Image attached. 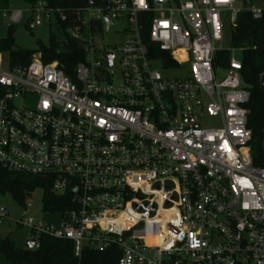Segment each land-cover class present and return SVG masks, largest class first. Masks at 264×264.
<instances>
[{
	"label": "built area",
	"instance_id": "1",
	"mask_svg": "<svg viewBox=\"0 0 264 264\" xmlns=\"http://www.w3.org/2000/svg\"><path fill=\"white\" fill-rule=\"evenodd\" d=\"M243 4L87 0L72 31L85 54L75 80L40 53L13 69L0 53V171L48 179L74 203L52 214L58 226L35 219L30 201L20 216L0 204V225L29 229L35 249L42 235L70 240L77 258L117 247V264H264V166L253 159L243 50L225 35L242 11L262 19L264 2ZM30 12L31 31L54 14L43 1ZM24 15L2 10L0 21ZM118 22L117 56L95 37Z\"/></svg>",
	"mask_w": 264,
	"mask_h": 264
},
{
	"label": "trees",
	"instance_id": "2",
	"mask_svg": "<svg viewBox=\"0 0 264 264\" xmlns=\"http://www.w3.org/2000/svg\"><path fill=\"white\" fill-rule=\"evenodd\" d=\"M33 3L43 1L55 14L54 27L51 31L49 46L40 51L16 49L12 34L0 41V53L7 55L10 68L26 67L36 53H40L45 64L58 63L64 74L75 80L77 65L84 61L85 54L79 39L69 31L79 25V18L86 7L87 0H31ZM246 0H243V3ZM256 3L264 0H250ZM9 0H0V11L8 10ZM12 28L10 29L11 33ZM66 37V40H62ZM230 44L241 48L242 78L250 87L251 100L246 108L249 110L248 127L253 132V159L256 166H264L261 143L264 132V17L252 18L247 11H242L237 18V26L232 31ZM152 60L162 59L171 64L169 57L157 49H151ZM218 64L228 67L230 53H219ZM52 181L24 173L0 171V203L7 195L19 205L25 207L37 192H42V210L44 213H65L73 208L69 194L57 195L51 191ZM39 249L19 248L9 237L0 238V254L6 256L11 264H117L120 250L113 247L106 252L84 249L80 258L74 255V244L67 239H57L42 235Z\"/></svg>",
	"mask_w": 264,
	"mask_h": 264
},
{
	"label": "rangeland",
	"instance_id": "3",
	"mask_svg": "<svg viewBox=\"0 0 264 264\" xmlns=\"http://www.w3.org/2000/svg\"><path fill=\"white\" fill-rule=\"evenodd\" d=\"M238 3H243V0H238ZM35 7V3L31 0H9L8 11L12 12L15 10H22L25 12L24 20L21 24L15 25L12 24L7 18H3L0 21V41L6 39L12 34L14 38V43L16 49L21 50H30V51H40L41 48L49 46L50 43V33L51 31L56 32L54 27L55 22V14L51 15V22L43 21V24L37 26L34 30H29L28 23L29 19L32 18V13L30 12ZM37 7V6H36ZM89 17L86 16L87 20ZM11 33H10V29ZM126 26L122 22H118L113 27L112 31L107 34L104 33L102 36L95 37V43L98 47L103 46L107 51H113L119 54V50L124 43L126 36L124 30ZM232 26L227 25L225 30V35L227 37V47H230V38L232 36ZM34 34V36H32ZM69 36L73 35L72 31H69ZM62 40H66V37H62ZM84 39H90V33L84 34ZM232 47V46H231ZM239 57L240 54L238 53ZM4 59L8 61L7 55H4ZM158 69H160L158 67ZM116 70H118V66L116 65ZM42 192H37L32 199H30V203L33 204V210L31 215L37 220H44L47 223L58 226L60 223V217L54 216L52 214H46L41 211L42 207ZM1 205L8 208L10 214L12 216H20L22 213L19 205L11 198V196L7 195L1 199ZM9 237L19 248H26L28 242L34 240L35 235L29 229H17L16 226L9 220L5 224L0 225V238L4 239ZM150 244H155V240L153 238H147ZM135 246L137 242L133 243ZM0 264H10L5 255L0 254Z\"/></svg>",
	"mask_w": 264,
	"mask_h": 264
},
{
	"label": "water",
	"instance_id": "4",
	"mask_svg": "<svg viewBox=\"0 0 264 264\" xmlns=\"http://www.w3.org/2000/svg\"><path fill=\"white\" fill-rule=\"evenodd\" d=\"M250 3H251L250 0H246V1L244 2L243 5H244L245 7H247V6L250 5ZM109 25H110V24H109ZM109 25H108V27H109ZM32 36H34V34H32ZM108 58L110 59V64H112L113 55H112V54H108ZM35 245H36V242H35V241H31V242H28V243H27L26 248H27V249H33V248L35 247Z\"/></svg>",
	"mask_w": 264,
	"mask_h": 264
},
{
	"label": "crops",
	"instance_id": "5",
	"mask_svg": "<svg viewBox=\"0 0 264 264\" xmlns=\"http://www.w3.org/2000/svg\"><path fill=\"white\" fill-rule=\"evenodd\" d=\"M11 264V263H10Z\"/></svg>",
	"mask_w": 264,
	"mask_h": 264
}]
</instances>
